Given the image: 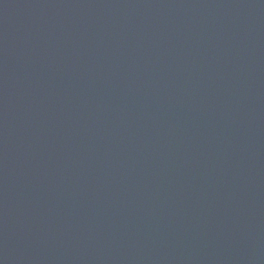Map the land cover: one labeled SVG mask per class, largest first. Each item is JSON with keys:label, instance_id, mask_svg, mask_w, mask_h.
I'll list each match as a JSON object with an SVG mask.
<instances>
[{"label": "water", "instance_id": "1", "mask_svg": "<svg viewBox=\"0 0 264 264\" xmlns=\"http://www.w3.org/2000/svg\"><path fill=\"white\" fill-rule=\"evenodd\" d=\"M0 264H264V0H0Z\"/></svg>", "mask_w": 264, "mask_h": 264}]
</instances>
